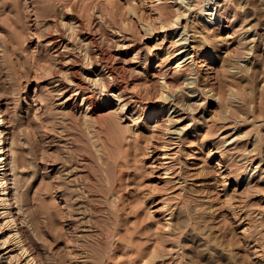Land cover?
I'll return each instance as SVG.
<instances>
[{
	"label": "rangeland",
	"instance_id": "374dc122",
	"mask_svg": "<svg viewBox=\"0 0 264 264\" xmlns=\"http://www.w3.org/2000/svg\"><path fill=\"white\" fill-rule=\"evenodd\" d=\"M63 7L153 57L126 80L142 99L133 132L108 105L88 122L58 105L45 28ZM0 120L24 163L16 187L7 153L0 264H264V0H0Z\"/></svg>",
	"mask_w": 264,
	"mask_h": 264
},
{
	"label": "bare ground",
	"instance_id": "6f19581e",
	"mask_svg": "<svg viewBox=\"0 0 264 264\" xmlns=\"http://www.w3.org/2000/svg\"><path fill=\"white\" fill-rule=\"evenodd\" d=\"M61 11H59L61 13L60 18L57 16L58 18L50 21V24L46 23L49 26H45V30L49 35H51L48 46L54 57L52 71L55 78L51 84L53 90L61 100L58 105L61 106V108H70L71 110L80 109L82 112L83 108L85 107L86 110L83 114V120L85 122H88L91 117L94 120V117H97L95 115H99V113L104 111L105 107L108 105L110 106L109 108L115 109L117 117L120 119V121L132 122V125L127 124L128 126H126V129L124 127V130L127 133L133 132L134 129H132L131 126L136 125V118L134 115L140 112L142 99L137 93L129 90L126 80L130 77L142 79L147 76L150 72L151 66L154 63L153 57L146 52L145 47L137 45L133 39L123 33L120 29L106 25L103 19H98L97 17V19L92 24L91 29H86L85 21L80 16L76 15L74 7H63ZM181 16L182 14H179L177 19H179ZM145 32L148 35L153 36V31L151 29L145 28ZM78 44H81L82 48H84L82 51H85L84 55H82L80 52L81 46L79 47ZM183 44L184 45L179 44L181 45V47H179L180 49L185 47L186 42ZM212 44L213 43L205 42L204 46H208L207 50H211L214 48L212 47ZM185 52L186 50L180 51L178 55ZM187 55L184 60H182L183 58L180 57L174 61L175 69L180 71L184 67L183 63L192 57H187ZM197 80L193 79L187 83V88L191 90L189 91V94L185 95H187L186 97L190 98L191 100L197 97L190 95V93L193 92L194 94L196 91L194 90L195 87L191 84L197 83ZM197 87L198 86L196 84V88ZM166 89H168L167 83L162 85V97L164 98L165 102L169 100L168 97L164 96ZM103 91L106 92L105 94L107 104L101 106L99 104V99ZM178 98L177 96L173 99L171 98L169 103H172V106H176L177 108L181 107V103L183 101ZM176 111L177 110H175L173 113ZM171 120V118L167 119V121ZM90 122L88 125H90ZM109 122L112 121L109 120L107 123L109 124ZM2 125L3 122L0 120V191L3 192L0 194V198L1 201H7V203H10L8 202V196H10L11 192L9 191L8 186H5L7 183L5 170L7 171L8 166L6 155L8 152H12L13 154L11 155L14 156V163L12 165V171L14 173L11 175L15 178H13V180H15L13 184L16 187H18V180L16 178L19 173L18 170H20L18 169L19 163H22L23 159L19 156L21 154L16 151L19 148L16 149L15 146H10V149L7 148L6 142L3 141L2 137L4 132ZM94 125L92 126L94 127ZM113 129H115V127H113ZM13 144L11 143V145ZM16 152L19 153V155ZM22 164L24 165V163ZM69 172L70 171L68 170L67 173ZM80 190L82 192V188ZM18 191L19 192H15L17 195L21 193L20 189H18ZM19 195L21 196L22 194ZM78 195L81 197L80 194ZM80 197L77 196L75 199L80 200ZM81 203L85 204L83 202ZM82 204L79 202L77 211L78 214L85 216V213L87 212V206L85 207ZM86 217L87 219L84 220L85 222L86 220H90L88 219L87 215ZM11 221L15 223L14 218H12ZM83 222L82 220L80 221L81 225ZM83 226L86 229H84V231L94 232L96 230L95 225L93 226L91 222H88ZM15 234L18 235V232L16 231ZM3 238V241H0V250L5 249V245L11 242L9 237L3 236ZM20 249L24 254H26L28 251L24 245H21ZM2 258H4V256L0 257V263L3 261L1 260ZM6 258L4 260H6V262L8 261V264H11L12 260L15 258V255L11 254ZM27 258H29V256H27ZM137 260H143V256L139 255ZM33 263L34 258H29L27 264Z\"/></svg>",
	"mask_w": 264,
	"mask_h": 264
}]
</instances>
